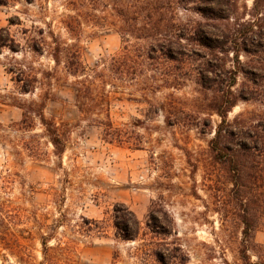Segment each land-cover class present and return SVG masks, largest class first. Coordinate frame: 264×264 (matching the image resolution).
<instances>
[{
  "label": "rangeland",
  "instance_id": "rangeland-1",
  "mask_svg": "<svg viewBox=\"0 0 264 264\" xmlns=\"http://www.w3.org/2000/svg\"><path fill=\"white\" fill-rule=\"evenodd\" d=\"M262 13L254 0H0V29L19 46L0 50V264H49L41 241L49 232L57 264H137L141 246L167 247L186 264H264V163L242 170L243 202L225 163L244 146L264 152V29L253 28L264 26ZM57 46L89 69L127 47L152 58L145 72L171 77L174 87L149 94L150 103L143 81L113 95L111 119L139 147L107 143L81 120L75 79L52 58ZM26 78L36 81L31 94L19 89ZM44 99L46 118L67 134L62 157L37 116L28 131L10 128L23 119L17 106L38 111ZM170 101L174 109L163 112ZM222 101L233 103L227 125L241 124L242 134H224L217 150ZM119 205L140 221L139 241L115 238ZM81 217L105 222L107 232L83 237Z\"/></svg>",
  "mask_w": 264,
  "mask_h": 264
},
{
  "label": "trees",
  "instance_id": "trees-1",
  "mask_svg": "<svg viewBox=\"0 0 264 264\" xmlns=\"http://www.w3.org/2000/svg\"><path fill=\"white\" fill-rule=\"evenodd\" d=\"M254 5L256 14L262 15V11L264 10V0H254ZM254 27L264 29L263 25L259 27L253 25V28ZM3 47L10 49L14 53L19 52V50H17L19 46L11 37L8 28L0 29V50ZM52 58L57 66L64 63L68 75L75 79L72 83V88L74 90L75 102L81 120L89 123L93 128L102 129L104 141L110 144H134L136 147H139V143L136 142V139H133L132 136H128V133L124 128L116 127L112 121L111 103L114 99L113 95L124 93L128 88L136 87L143 81V99H145V102L150 103L151 101L147 98L149 94H156L163 88L169 89L171 86L174 87V85H169V81H171L170 76L161 75L163 78H159V76L155 74L150 75L144 71L145 63L148 62V60H152V58L149 57L145 59L141 55L134 54L128 50L127 47L122 54L105 58L100 65L90 69L83 64L81 58L77 54L62 56L59 46L54 49ZM19 71L17 81L20 82L21 79L19 76L21 75L22 78L26 73L23 70ZM34 82L36 83L35 80H29L26 78L25 84L19 86L21 94H31L35 92L36 89L35 86H33ZM161 82L166 83L167 86H163L160 84ZM176 82H179V80H176ZM176 85L179 86L181 84L177 83ZM49 95L50 93H46L45 98ZM45 103L46 100L44 99L39 105L38 111H28L22 105L17 106L23 111V119L20 123L12 124L10 128L19 132L28 131V128L30 127L29 121L31 122L32 117L37 116L44 129L45 138H47L48 142L54 147L55 155L62 157L66 151V145L68 143L67 134L66 131H62L53 120L46 118L44 114ZM162 106L163 112L170 113L169 109H171V111L174 109L172 108L171 101L165 102ZM232 107L233 103L224 104L222 101L220 108H216L215 110L222 118V122L217 129L216 138L212 141V144L215 145L214 149L218 150L221 140L227 138L224 134H227L231 139L242 134L240 127L241 124H239L240 126L237 124L235 127L227 125V114ZM171 115H173V113H171ZM175 119L177 121L179 118ZM226 126H228L229 129L226 130ZM263 154L264 152L259 150L257 146L254 148H247L244 146V149L241 148V150H237L236 153L229 155V159L225 161V163L230 164L231 167L237 171L235 190L240 198V202L245 200V192L243 190L244 184L241 182L242 170L246 168L247 164L250 166H256L257 168L262 166L264 163V157L262 158ZM152 216L151 213L150 219H152L151 221L154 223L157 220ZM111 218L112 227L115 230V238L118 241L129 243L139 241L141 237V223L135 213L130 210L128 206H115ZM81 219L83 223L77 225L78 228H81L77 233L83 237L103 236L107 232L108 227L105 222L89 220L84 217H81ZM65 223L66 216H62L59 220V225H64ZM243 223L245 224L244 234L248 235L252 227L251 218L245 215ZM54 237H56L55 232H49L47 236H41L45 262H49V264H57L48 257L49 242L52 240H58ZM72 243H75V241L70 239L69 242H67V245ZM136 250L135 256L137 264H186L187 262V256L183 254L175 256L173 250H170L167 247L163 251L143 248L142 246L137 247ZM64 251H67V249ZM179 251L182 250L180 249L178 252ZM118 258L119 256L115 254V261L118 260Z\"/></svg>",
  "mask_w": 264,
  "mask_h": 264
}]
</instances>
